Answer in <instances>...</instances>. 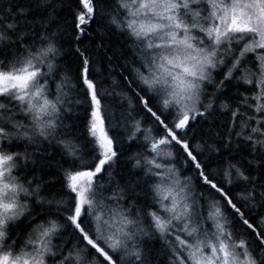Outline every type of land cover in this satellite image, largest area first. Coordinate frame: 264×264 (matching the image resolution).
<instances>
[{
    "label": "snow or ice",
    "instance_id": "snow-or-ice-1",
    "mask_svg": "<svg viewBox=\"0 0 264 264\" xmlns=\"http://www.w3.org/2000/svg\"><path fill=\"white\" fill-rule=\"evenodd\" d=\"M0 264H264V0H0Z\"/></svg>",
    "mask_w": 264,
    "mask_h": 264
}]
</instances>
